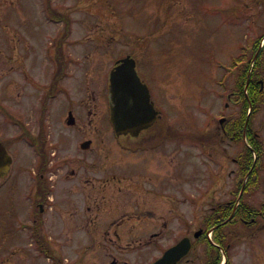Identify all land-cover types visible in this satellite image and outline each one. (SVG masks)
Segmentation results:
<instances>
[{"label":"rangeland","instance_id":"rangeland-1","mask_svg":"<svg viewBox=\"0 0 264 264\" xmlns=\"http://www.w3.org/2000/svg\"><path fill=\"white\" fill-rule=\"evenodd\" d=\"M46 5L68 13L70 21V28L66 31L69 34L63 44L64 51L69 55L68 72L61 81L62 90L58 91L55 100L50 101L52 65L48 47L62 31L65 32V20L58 21L49 16ZM18 8L23 11V20L19 19ZM55 16L61 18L58 14ZM263 33L264 7L257 0H0V137L9 141V151L14 158L10 175L16 168L19 170L18 177H14L18 186L8 179L10 175L7 180L0 179L1 184L5 182L0 186V264H52L54 258L46 256L52 250L63 260V264H94L95 261L100 264L101 259L106 258L104 250L100 248L101 251H97L95 243L90 248L85 247L78 231L81 230L79 225L84 212L80 210L76 213L75 203L58 201L52 207L48 200L43 213L35 209L42 221L41 229L48 236L52 248L47 252L38 250L30 238L32 231L28 227L22 229L20 226L21 221L22 227L28 221L31 223L33 216L32 198L25 195L30 170L39 156L35 148L37 143L33 144L29 139L33 138L25 130L29 128L34 137L39 135L41 126L38 127V122L42 112L45 114L43 125L48 130L43 131L44 139L50 141L57 151L53 154L48 144L44 146L49 165H57V172L64 174L72 165L79 164L71 162V156L81 159V153L76 151L81 135L64 126L67 119L64 103L69 99L77 118L84 122L89 118H108V73L114 58L122 52L117 51L123 47L121 44L132 41L137 46L135 53L139 62L142 55L145 57L144 51L149 59H144L149 62L144 78L151 87L152 100L162 109V118L176 131L182 130L184 123L187 124L186 129L196 131V126L191 124L202 126L212 118L213 113L219 112V100L224 101L218 96L222 88L218 84L221 74L217 65H231L239 52V45L252 44ZM22 53L24 57L19 62ZM164 70L168 75H163ZM229 79L227 77L228 82ZM85 80L92 82L90 89L94 90L96 102L91 100L90 90L87 96L90 101L78 104L84 96L80 85ZM43 94L46 97L41 108ZM225 111L233 116L239 112L236 106H229ZM251 125L260 132L263 142V104L258 106ZM241 145H233L234 156L242 148ZM262 150L264 153V143ZM178 151V143L171 141L169 150L165 151L169 152L167 177L164 152L156 154L150 151L151 156L157 157L146 160V163L151 162L145 168L151 170L150 173L139 169L145 172L137 174L138 184L141 185V189L137 188V197L146 194L152 200H166V195L177 197V189L181 188L179 195L197 200L200 194L198 181L225 164L215 149L210 150L205 164L196 159L195 169L186 170L187 176L198 175L200 179L186 180L184 186L178 179ZM156 166L158 170L153 168ZM233 166L236 168L235 164ZM163 178L165 185L158 188L162 187ZM58 181L63 182V179L58 178ZM263 188L264 183H259L255 190L245 194V202L257 209L264 200ZM221 192L217 190L218 194ZM213 198H216V193ZM85 202L80 196L79 201L76 200L80 205L76 208L82 209ZM208 207L202 206V216ZM52 210L59 212L58 217ZM258 228L262 229L258 231L256 228L245 245L239 241L234 264H264V225ZM135 240L138 238L121 239V244L127 246L124 252L127 255L122 256L132 264H147L160 254L154 245L136 250L133 247ZM166 240L168 238L160 242ZM244 246H248L249 256L242 258ZM197 251L203 263L206 259L205 242ZM189 257H193V253Z\"/></svg>","mask_w":264,"mask_h":264},{"label":"flooded vegetation","instance_id":"flooded-vegetation-1","mask_svg":"<svg viewBox=\"0 0 264 264\" xmlns=\"http://www.w3.org/2000/svg\"><path fill=\"white\" fill-rule=\"evenodd\" d=\"M21 17L22 15L19 18ZM121 45L123 47L119 50L122 52L114 59L113 65L119 58L127 55L134 57L137 73L142 81L146 82L144 75H147L149 70L146 66L149 65V62L147 63L144 59L139 62L134 53L137 46L132 41L123 42ZM49 50L52 52L50 56H54L55 47L51 46ZM23 57L24 53L19 57V62ZM67 57L69 58V56ZM217 67L221 74L218 84L222 88L218 96L224 101L219 100L221 102L219 112L213 113L212 118L202 126L197 123L191 124V126H196V131L186 129V123L182 125V130L176 131L164 118L158 117L150 126L141 129L137 135L117 134L110 118H89L86 122L82 119L79 120L75 114L74 105L68 99L63 105L64 113L65 115L71 113L74 119L71 122L66 119L64 126L73 128L80 133L81 138L77 142L76 151L81 153V159L76 160L74 156H71L70 161L79 164L72 165L70 170L64 174L57 172L59 169L57 165L52 167L48 164L40 167L38 161H35L36 164L30 170V182H28L25 195L27 198L28 196L32 198L31 214L33 216L31 223L28 221L23 227V221H21V228L28 227L32 231L38 223L42 222L35 209L39 213H43L48 200L51 201L52 207L58 201L67 204L75 203V212L78 213L80 210L84 212L82 224L79 225L81 230L78 229V231L84 239L85 247L90 248L95 243L97 251H101L100 248L104 250L106 258L101 259L100 264H132L131 261L123 257L127 255L124 253L127 251V246L121 244L123 237L138 238L133 241V247L136 250L148 249L153 245L159 250L160 254L153 257L147 264H152L165 250L177 244H188V247L185 254L173 264H197L196 261H199L200 264H234L235 248L239 245V241L245 245L250 234H254L256 228L260 231L262 228L258 227L264 225V210H260L254 216H249L248 202L240 199L234 200L233 197L235 189L243 190L250 183V168L248 166L250 149H258L261 153L264 141L262 142V135L258 130L252 126H246L245 129L243 128L242 135L247 134L248 128L254 136L252 138L255 145L244 151H236L237 157H235L233 145L235 144L237 119L232 113H227L225 108L236 106L237 109H240L244 103L242 91L249 93L252 89L262 93L260 89L262 83L259 80H264V48L257 40L249 45H239V52L231 61V65L225 66L220 63ZM162 73L164 76L168 75L166 70ZM66 75L64 73L58 80L55 79L56 87L53 94L49 96V101L55 100L57 91L62 90L60 88L61 81ZM55 76L58 77L56 72ZM227 77H230L229 82ZM243 77H246L244 83L241 82ZM251 78L254 79V82L249 85ZM91 84L92 82L89 83L88 80H85L80 85L84 96L81 97L78 104L90 101L87 96L91 90ZM91 93V100L96 102L97 97L94 90H91ZM100 94L101 92L99 96ZM39 126H43L44 130L48 132L43 123L38 122ZM102 131L103 133H101ZM171 141L178 143L177 168H179L180 174L178 179L179 181L181 179L184 186L186 180L200 179L198 175L187 176L186 170L193 171L195 169L194 161L196 159H199V163L205 164L208 160L207 155L211 154L210 150L215 149L224 159L225 164L211 171L203 180L198 181L200 194L197 200L186 199L179 195L181 188L177 189V197L169 198L166 195L168 197H165L166 200H152L151 197H146V194H139L140 198L137 197V188L141 189L137 174L145 171L150 173L151 170L145 168L151 162L146 163V160L150 157H157V155H150L151 150L156 154H159L160 151L164 152L165 174L166 177L168 176L169 152L165 151L169 150ZM47 144L49 151L56 154L57 151L52 148V143L47 141ZM263 155L264 153H262ZM233 164L236 165V168ZM11 167L7 175H0V179L6 178L7 180ZM153 168L158 170V166ZM139 169H145V171H139ZM263 170L261 168L258 172L259 177H256L260 184L264 183ZM18 173L19 170L16 168L8 178L16 186L19 184L14 177H18ZM193 173L195 174V171ZM58 178L63 179V182H59ZM252 180L254 181V178ZM4 183H0V186ZM160 185L162 187L158 188L164 187L165 178ZM143 190L147 192V189ZM217 190H221V194H218ZM215 193L216 198H213ZM80 196L84 201H87L82 209L76 208L80 205V203H76ZM262 204H264V200ZM203 205L209 207L202 216ZM238 207H240V213L234 216V213L231 212H234L233 210ZM51 212L58 217V211L52 210ZM69 226L70 223L67 228ZM209 233H211V238ZM167 238L166 242H160ZM202 242H205L206 245V259L203 263H201L197 251ZM244 248L242 258L248 257V246H244ZM190 253H193V257H189ZM64 261L67 262L68 258ZM59 264H63V260ZM94 264L97 262L95 261Z\"/></svg>","mask_w":264,"mask_h":264},{"label":"water","instance_id":"water-1","mask_svg":"<svg viewBox=\"0 0 264 264\" xmlns=\"http://www.w3.org/2000/svg\"><path fill=\"white\" fill-rule=\"evenodd\" d=\"M264 89V84H263ZM109 109L117 133H137L157 117L158 111L150 101L147 85L141 82L135 70V61L125 57L110 72ZM73 120L70 116L69 122ZM11 158L0 142V173L7 170ZM188 244H177L167 250L153 264H171L187 250ZM183 248V249H182Z\"/></svg>","mask_w":264,"mask_h":264},{"label":"trees","instance_id":"trees-1","mask_svg":"<svg viewBox=\"0 0 264 264\" xmlns=\"http://www.w3.org/2000/svg\"><path fill=\"white\" fill-rule=\"evenodd\" d=\"M52 11V13H55V14H58V17H61L60 19H64L65 20V32H63V34H62V36H61V42H58V44H57V51H58V53H59V55L57 56V61H58V63H61V61H62V59H63V53H62V50H63V48H62V40L65 38V36H66V34H67V32H68V29H69V20H68V16L66 15V14H64V13H56L55 11H54V9H52L51 10ZM67 31V32H66ZM244 81V78L242 79V82ZM242 95L244 96V98H245V94H244V92H242ZM250 95L252 96H254L256 99H255V101H254V103L256 102V103H258L259 101H261L262 100V97H261V94L259 93V92H257V91H255V90H250ZM246 99V98H245ZM254 106V105H253ZM247 108V104H246V101H245V104L242 106V116L240 117V119H241V121H240V125H239V127H236V131H237V133H238V136L240 137L241 136V133H242V126H243V123H244V120H245V117H246V109ZM255 106H254V108H253V111H252V113H254L255 111ZM40 135V136H39ZM37 137H39V139H40V141H41V143H40V145H38V149L40 150V152H44V148H43V146H42V144L44 145V138H45V134H43V131L42 132H40V134H39ZM248 136H251V133H249L248 132ZM241 138V137H240ZM250 140H251V138H250ZM39 165H40V167H44V166H46L47 165V162H48V157L47 156H44V155H41L40 156V158H39ZM250 165L252 164V153H250V163H249ZM253 171L254 172H256L257 171V166L255 165V167H254V169H253ZM251 177V176H250ZM255 209L254 208H252V207H249V214L250 215H253V213H255V211H254ZM37 238H38V240L40 241V247L42 248V246H43V243H45L46 241H45V239H44V236H42V235H40V234H38L37 236H36V240H37ZM39 241H37V242H39Z\"/></svg>","mask_w":264,"mask_h":264}]
</instances>
